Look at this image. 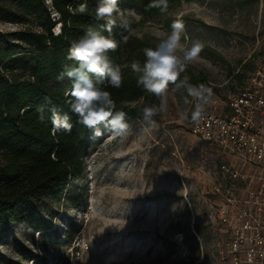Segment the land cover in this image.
I'll use <instances>...</instances> for the list:
<instances>
[{
  "label": "rangeland",
  "instance_id": "1",
  "mask_svg": "<svg viewBox=\"0 0 264 264\" xmlns=\"http://www.w3.org/2000/svg\"><path fill=\"white\" fill-rule=\"evenodd\" d=\"M120 15L129 30L119 19L116 27L128 39L155 46L179 21L182 47L202 42L177 84L187 77L192 85L211 89L209 101L219 99V115L229 113V95L264 75L262 0H168L165 13L157 9L144 16L135 5L124 6ZM37 23L0 17V49L10 33L38 30ZM15 47L27 50L22 43ZM163 100L167 110L155 117L157 127L149 133L143 131L141 112L128 122L126 138L113 139L103 128L83 157L82 174L60 201L44 200L31 221L11 223L0 236V264H221L225 234L209 216L210 189L195 169L209 150L190 132L191 97L185 87L172 84ZM138 105L143 109L142 102Z\"/></svg>",
  "mask_w": 264,
  "mask_h": 264
},
{
  "label": "trees",
  "instance_id": "2",
  "mask_svg": "<svg viewBox=\"0 0 264 264\" xmlns=\"http://www.w3.org/2000/svg\"><path fill=\"white\" fill-rule=\"evenodd\" d=\"M118 2L120 9L140 5L144 16L157 11L147 7L151 0ZM81 3L88 6L84 14L74 11ZM97 3L98 0H51L48 6L43 0H0V17L10 23L23 24L29 18L38 21V30L10 33L11 40H6L0 49V236L11 223L31 221L44 200L60 201L66 186L83 172V157L95 138L92 130L80 124L71 112L68 102L72 99L73 82L61 77L68 68L78 66L76 61L68 59L73 41L89 28L109 35L105 22L95 18ZM53 13L57 14L56 18L52 17ZM110 36L119 42L117 50L108 55L121 68L122 87L113 88L107 80L99 82L97 77L89 75L97 87L111 93L115 110L125 111L130 122L140 117V102L144 106H159L160 97L138 87L136 74L130 67L134 60L142 65L146 59L143 49L154 45L136 38L123 43L116 26ZM17 42L26 45L27 50L18 52ZM53 108L61 115L70 116L71 132L61 130L53 135ZM79 231L78 227L72 234Z\"/></svg>",
  "mask_w": 264,
  "mask_h": 264
},
{
  "label": "clouds",
  "instance_id": "3",
  "mask_svg": "<svg viewBox=\"0 0 264 264\" xmlns=\"http://www.w3.org/2000/svg\"><path fill=\"white\" fill-rule=\"evenodd\" d=\"M46 3L51 4V0H46ZM147 7L165 13L168 10V0H151ZM69 10L73 11L71 6ZM87 10V4L81 3L74 11L84 14ZM120 13L118 0H98L95 18L105 22V30L109 35L106 36L98 30L89 28L81 38L73 41L69 48L68 59L76 61L78 66L68 68L61 77L66 76L73 82L70 92L72 99L68 102L71 112L78 117L80 124L92 130L93 138L104 135L101 125L108 130L113 139L126 138L130 128L126 112L116 111V103L111 93L97 87L89 75L97 77L99 82L107 80L108 86L113 88L122 87L124 77L121 68L119 65H114L108 55L109 52H115L119 46V42L110 36L113 28L117 26V20L119 19L122 28L129 30L128 20ZM182 32L183 24L173 21L171 32L165 38H161L154 47L143 49L146 59L142 65L136 60L131 62L130 67L136 74L137 86L150 95L162 98L159 106H144L142 109L145 133L157 127L155 117L167 110L163 97L166 95L169 83L186 88L188 96L194 101V110L191 111L193 122L200 121L212 95L211 89L203 84L194 86L188 82L187 77L177 84L180 74L185 71L186 64L194 60L203 48L200 40H193L190 47H182ZM127 40L128 37L125 36L122 42L127 43ZM178 52H182L183 55H178ZM188 103L190 101L186 98L185 104ZM51 113L53 135L61 130L71 132L72 124L67 113L61 115L55 108ZM183 115L187 118L188 111L186 110ZM179 238L182 239V236Z\"/></svg>",
  "mask_w": 264,
  "mask_h": 264
},
{
  "label": "built area",
  "instance_id": "4",
  "mask_svg": "<svg viewBox=\"0 0 264 264\" xmlns=\"http://www.w3.org/2000/svg\"><path fill=\"white\" fill-rule=\"evenodd\" d=\"M250 82L227 97L228 114L215 113L216 98L207 104L213 110L205 106L200 121L190 125L209 150L195 169L210 189L209 216L225 234L221 264H264V75Z\"/></svg>",
  "mask_w": 264,
  "mask_h": 264
},
{
  "label": "bare ground",
  "instance_id": "5",
  "mask_svg": "<svg viewBox=\"0 0 264 264\" xmlns=\"http://www.w3.org/2000/svg\"><path fill=\"white\" fill-rule=\"evenodd\" d=\"M57 31H58V28H57Z\"/></svg>",
  "mask_w": 264,
  "mask_h": 264
}]
</instances>
